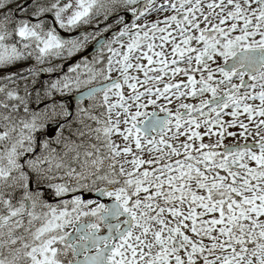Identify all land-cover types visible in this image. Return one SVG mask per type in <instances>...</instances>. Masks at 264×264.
<instances>
[{
  "label": "snow or ice",
  "instance_id": "snow-or-ice-1",
  "mask_svg": "<svg viewBox=\"0 0 264 264\" xmlns=\"http://www.w3.org/2000/svg\"><path fill=\"white\" fill-rule=\"evenodd\" d=\"M0 264H264V0H0Z\"/></svg>",
  "mask_w": 264,
  "mask_h": 264
}]
</instances>
